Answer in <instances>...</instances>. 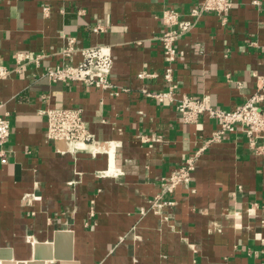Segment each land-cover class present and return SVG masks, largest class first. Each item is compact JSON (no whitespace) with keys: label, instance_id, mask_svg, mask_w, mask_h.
Wrapping results in <instances>:
<instances>
[{"label":"crops","instance_id":"1","mask_svg":"<svg viewBox=\"0 0 264 264\" xmlns=\"http://www.w3.org/2000/svg\"><path fill=\"white\" fill-rule=\"evenodd\" d=\"M202 1L0 0V65L14 68L17 52L44 54L0 79V115L11 124L0 161V249L30 260L59 229L73 232L78 264H264V155L241 131L203 150L190 187L167 196L173 205L141 214L162 179L217 129L206 114L183 122L175 102L144 92L169 85L164 9L196 22L177 41L176 99L206 96L232 110L264 73V0H234L225 17L195 19L191 8ZM97 24L104 29L94 32ZM70 39L75 63L82 47H111V88L44 76ZM77 107L97 142L73 152L46 137L43 111Z\"/></svg>","mask_w":264,"mask_h":264},{"label":"built area","instance_id":"2","mask_svg":"<svg viewBox=\"0 0 264 264\" xmlns=\"http://www.w3.org/2000/svg\"><path fill=\"white\" fill-rule=\"evenodd\" d=\"M234 7V0H203L191 8L190 15L195 19L203 13L211 11L225 17ZM45 16L49 15V7L43 6ZM163 32L160 36V44L163 50L166 67L163 73L164 79L169 83L168 88L158 92L144 90L148 97L159 102H175L181 119L186 123H196L203 115H208L217 124V129L208 140L196 151L188 155L185 161L171 174L162 179L161 191L150 202L148 207L141 209V214L148 211L159 213L164 206L173 205L174 201L167 196L173 195L179 186L190 187L194 172L197 168V160L203 150L210 144L220 141L224 136L235 131L245 134L249 147L257 154L264 155V73H255L256 85L254 92L246 102L232 110H226L213 105L206 96L184 95L181 98L174 97V63L178 58V39L189 31L196 23L194 19L181 17L179 11L173 7L165 8L162 13ZM104 29L102 24H97L94 32ZM77 50L74 39H70L61 50L62 61L56 66L47 67L44 76L54 82L72 81L82 82L87 86H97L105 89L112 87L110 80L114 57L110 46L96 45L79 49L82 60L73 62L72 56ZM44 54L17 52L14 54L16 66L10 68L0 65V79H6L13 72L22 74L26 66L34 62L39 65ZM155 73H142L140 77H153ZM46 115V137L51 141H64L70 151L84 149L88 144L97 142L94 134L85 121L82 109L77 108H48L43 111ZM11 134L9 114L0 115V161H8L7 151L4 145ZM262 142V143H261Z\"/></svg>","mask_w":264,"mask_h":264},{"label":"water","instance_id":"3","mask_svg":"<svg viewBox=\"0 0 264 264\" xmlns=\"http://www.w3.org/2000/svg\"><path fill=\"white\" fill-rule=\"evenodd\" d=\"M74 236L72 231L59 230L49 243H36L33 258L30 260L14 259L10 250L0 249L1 264H78L73 254Z\"/></svg>","mask_w":264,"mask_h":264}]
</instances>
